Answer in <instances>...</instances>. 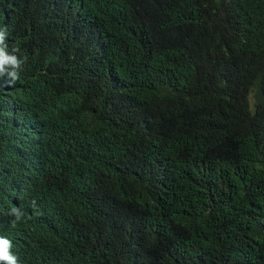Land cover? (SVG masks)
Here are the masks:
<instances>
[{"label":"trees","instance_id":"obj_1","mask_svg":"<svg viewBox=\"0 0 264 264\" xmlns=\"http://www.w3.org/2000/svg\"><path fill=\"white\" fill-rule=\"evenodd\" d=\"M0 50L17 264H264V0H0Z\"/></svg>","mask_w":264,"mask_h":264},{"label":"clouds","instance_id":"obj_2","mask_svg":"<svg viewBox=\"0 0 264 264\" xmlns=\"http://www.w3.org/2000/svg\"><path fill=\"white\" fill-rule=\"evenodd\" d=\"M4 64H8L13 68L18 67V62L14 56L7 55L4 51L0 50V68ZM12 82H15L19 79V76L15 72L11 73ZM34 203V202H33ZM19 209L13 208L11 214H15ZM19 220V217H17ZM17 250L11 237L6 234L0 235V262L3 264H17V257L11 253V251Z\"/></svg>","mask_w":264,"mask_h":264}]
</instances>
